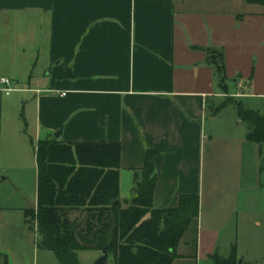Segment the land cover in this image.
Instances as JSON below:
<instances>
[{
    "label": "crops",
    "instance_id": "0c3cea01",
    "mask_svg": "<svg viewBox=\"0 0 264 264\" xmlns=\"http://www.w3.org/2000/svg\"><path fill=\"white\" fill-rule=\"evenodd\" d=\"M208 47L224 50L222 79L206 62ZM3 77L12 80L10 94ZM228 96L244 105L245 99L264 100V5L0 0V168L21 180L31 167L35 181L32 204L0 206L4 264L53 260V251L38 247L24 212L38 205L35 146L46 138L121 143L122 200L131 196L146 149L158 151L154 206L176 207L181 194L200 196L199 216L172 264L226 258L223 251L235 245L229 229L256 198L257 188L245 187V177L261 172L263 157L262 145L248 140L244 121L231 109L237 110L234 103L213 113ZM18 98L29 105L27 131L10 124L4 129V111H16ZM6 169L1 183L9 178ZM93 251L95 264L102 251Z\"/></svg>",
    "mask_w": 264,
    "mask_h": 264
},
{
    "label": "trees",
    "instance_id": "16d2710c",
    "mask_svg": "<svg viewBox=\"0 0 264 264\" xmlns=\"http://www.w3.org/2000/svg\"><path fill=\"white\" fill-rule=\"evenodd\" d=\"M264 5V0H247ZM206 62L219 78L225 75V53L208 47ZM234 103L249 125L247 138L262 145L264 113L228 96L221 107ZM38 205L25 209V221L38 233L40 249L53 251L60 264H81L78 252L107 248L114 264H172L184 233L200 213L198 194H181L176 207L156 208L155 157L146 149L143 167L135 170L131 196L120 197L122 145L119 142L76 141L56 138L38 141ZM118 202V203H117ZM80 212L81 216L72 218ZM215 264H238L234 245L229 257Z\"/></svg>",
    "mask_w": 264,
    "mask_h": 264
},
{
    "label": "rangeland",
    "instance_id": "374dc122",
    "mask_svg": "<svg viewBox=\"0 0 264 264\" xmlns=\"http://www.w3.org/2000/svg\"><path fill=\"white\" fill-rule=\"evenodd\" d=\"M15 95L19 96L18 93ZM253 100L245 99V105L248 108L260 110L264 113V100L261 102L254 103ZM23 99L18 98V109L13 110L11 113L5 110V119H4V129L9 127L10 124L12 127H16L18 130L27 131L24 119L23 112L28 109L29 105H22ZM234 111H237L233 106L231 107ZM10 126V127H11ZM243 127L246 131H249V125L244 122ZM27 141L34 147L36 142L32 143L30 138H27ZM261 172L258 175H248L245 177V187L249 185L253 188H257L254 191L256 198L253 199L252 203L248 206V213L242 214L240 217V222L238 218L235 219L231 228L229 229L230 237L233 236V240L239 246V251L237 253L238 264L239 260L245 257L249 264H264V158L262 157L261 161ZM6 169V168H4ZM4 169L0 168V179L2 176L1 171ZM10 173L9 178L4 183L0 182V206H21V204H32V197L35 189V181L33 179L32 169L30 167L29 171L24 170L22 172L21 180L17 179V176L14 174L12 169H6ZM80 212H75L72 214V218L80 217ZM257 222H260L261 225H258ZM223 250V249H222ZM232 251V247H229L222 254L225 257H229ZM53 255L52 262L49 264H60L58 259ZM93 250H82L78 252V257L81 264H94L93 263ZM38 264H45L42 256L37 261ZM0 264H4V260L0 257ZM109 264H114L113 257L110 256Z\"/></svg>",
    "mask_w": 264,
    "mask_h": 264
},
{
    "label": "water",
    "instance_id": "95a60500",
    "mask_svg": "<svg viewBox=\"0 0 264 264\" xmlns=\"http://www.w3.org/2000/svg\"><path fill=\"white\" fill-rule=\"evenodd\" d=\"M56 136H59V133H57ZM95 264H109V251L107 248L102 250V255L98 258ZM239 264H243L242 258L239 260Z\"/></svg>",
    "mask_w": 264,
    "mask_h": 264
},
{
    "label": "built area",
    "instance_id": "2783aa9c",
    "mask_svg": "<svg viewBox=\"0 0 264 264\" xmlns=\"http://www.w3.org/2000/svg\"><path fill=\"white\" fill-rule=\"evenodd\" d=\"M1 82L3 83V84H5V87H4V92L6 93V94H10L12 91H14L15 90V88L13 87V85H12V80H11V78H9V77H3L2 79H1Z\"/></svg>",
    "mask_w": 264,
    "mask_h": 264
}]
</instances>
